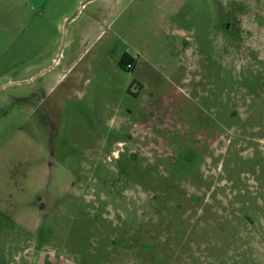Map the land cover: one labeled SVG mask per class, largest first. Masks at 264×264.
<instances>
[{"label": "rangeland", "instance_id": "374dc122", "mask_svg": "<svg viewBox=\"0 0 264 264\" xmlns=\"http://www.w3.org/2000/svg\"><path fill=\"white\" fill-rule=\"evenodd\" d=\"M46 8L0 0V249L264 264V0Z\"/></svg>", "mask_w": 264, "mask_h": 264}, {"label": "crops", "instance_id": "0c3cea01", "mask_svg": "<svg viewBox=\"0 0 264 264\" xmlns=\"http://www.w3.org/2000/svg\"><path fill=\"white\" fill-rule=\"evenodd\" d=\"M18 4H21V7L25 8L24 11L27 12L31 9L34 12H39L41 16H47L48 9L46 8L49 0H14ZM34 7H42L41 10L33 9ZM17 10L14 11L16 13ZM64 21V19H63ZM138 61L135 60L133 68L137 66ZM19 246L15 242H13L10 237L8 242L5 243L3 249H0V264H19L22 263V259H25V264H77L71 262L69 259L63 255H56L55 253H39L35 251V249H18ZM19 260V261H18Z\"/></svg>", "mask_w": 264, "mask_h": 264}, {"label": "trees", "instance_id": "16d2710c", "mask_svg": "<svg viewBox=\"0 0 264 264\" xmlns=\"http://www.w3.org/2000/svg\"><path fill=\"white\" fill-rule=\"evenodd\" d=\"M132 63L134 66L135 60L134 59H130V60H122V62L120 63V66L122 68H124L125 66H127L128 64ZM129 70V69H128Z\"/></svg>", "mask_w": 264, "mask_h": 264}, {"label": "built area", "instance_id": "2783aa9c", "mask_svg": "<svg viewBox=\"0 0 264 264\" xmlns=\"http://www.w3.org/2000/svg\"><path fill=\"white\" fill-rule=\"evenodd\" d=\"M127 68H128L129 70L133 69V64H132V63L128 64V65H127Z\"/></svg>", "mask_w": 264, "mask_h": 264}]
</instances>
